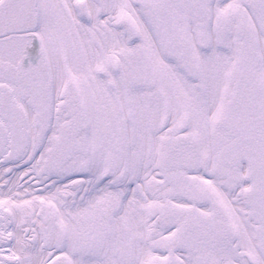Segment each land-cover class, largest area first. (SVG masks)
<instances>
[{
  "label": "snow or ice",
  "instance_id": "1",
  "mask_svg": "<svg viewBox=\"0 0 264 264\" xmlns=\"http://www.w3.org/2000/svg\"><path fill=\"white\" fill-rule=\"evenodd\" d=\"M0 264H264V0H0Z\"/></svg>",
  "mask_w": 264,
  "mask_h": 264
}]
</instances>
